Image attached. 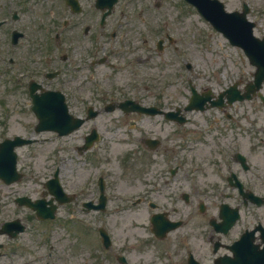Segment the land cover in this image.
<instances>
[{
	"label": "flooded vegetation",
	"instance_id": "obj_1",
	"mask_svg": "<svg viewBox=\"0 0 264 264\" xmlns=\"http://www.w3.org/2000/svg\"><path fill=\"white\" fill-rule=\"evenodd\" d=\"M78 2L83 8L80 12L65 6L59 32L54 30L56 20L46 16L54 7L48 0H0L2 113L16 109L32 92L45 91L62 92L75 115L92 113L86 107V98L99 96L103 88L115 89L116 76L122 72L128 76L129 98L166 110L162 102L151 101L158 95L151 92L148 84L151 48L150 32L145 30L149 31L150 13L112 11L103 20V13L94 8V0ZM169 41L168 45L172 46L174 42ZM58 45L63 46L62 53ZM240 62L241 68L235 74L236 70H229L228 66L223 70L228 71V80L234 79L244 88L256 69L246 59ZM34 87L36 91H32ZM207 89L203 87L201 92L206 93ZM221 92L214 94L213 100ZM175 93L181 90L175 89ZM252 102L251 107L211 108L222 115L209 113L197 120L196 131L201 135L192 140L193 172L181 171L179 164L166 170L167 159H178L180 154L177 146L168 145V140L160 138L162 129L158 120L166 123L164 115L132 114V122L128 124L129 143L136 146L137 156L150 160L145 162L142 196L137 201L149 212L147 222L152 241L159 243L168 255L174 253L178 264H188L190 254L202 264L205 258L209 264H216L221 257H225V264H264V102L259 97ZM212 118L208 128L203 126ZM86 123L77 130L76 139L84 143L97 129L102 140L97 125L83 130ZM115 125L105 128L114 136L122 127ZM77 199L75 196L73 202L61 205L55 220L40 221L32 211L24 216L22 219L27 224L32 220L38 222L30 245L22 237L26 232L15 239L0 234L5 238L0 242V264H87L82 262L84 257L80 258L83 253L77 243L79 217L86 210L84 201L75 202ZM181 207L186 210L204 207L205 222L180 218ZM156 214H164L171 222L179 223L163 240L151 234ZM168 228L164 222L159 227ZM59 229L63 230L62 234ZM70 234L75 237L73 242ZM170 239L179 240L171 245L167 243ZM71 246L73 252L68 249Z\"/></svg>",
	"mask_w": 264,
	"mask_h": 264
},
{
	"label": "rangeland",
	"instance_id": "obj_2",
	"mask_svg": "<svg viewBox=\"0 0 264 264\" xmlns=\"http://www.w3.org/2000/svg\"><path fill=\"white\" fill-rule=\"evenodd\" d=\"M53 1L55 4L62 5L61 0ZM222 1L225 3L227 11H236L241 10L244 0ZM245 1L252 9L249 17L256 20L259 28L264 30V0ZM138 4H143V9L149 11L151 16L152 56L149 64L152 73L150 79L151 81L155 79L152 84H155V88H157L169 83L171 79H168L173 76L175 71L181 67L183 69V76L180 78L183 86L179 83L177 87V89H181L182 94L175 95V98H178V103H185L188 96L186 76H190V74L185 68L187 62H191L197 72H200L199 83L203 85L216 83L215 77L211 82L203 78L207 75L213 76L214 70L218 67H220L218 76L221 80L226 75V71L222 70L225 66H228V69L236 70V72L239 70L238 67L241 68L239 51L229 45L228 41L192 7L182 5L183 3H180L179 0H138L134 5L129 6L125 2V8L118 9L129 10L133 7L131 10H134ZM55 9V13L62 10L57 7ZM165 32L179 39L177 44L184 50L181 54L182 59L174 58L172 53H168L167 50L162 56H156L153 40L157 36H164ZM125 75L126 73L116 76L120 84L126 82L127 78L125 77L127 76ZM175 98L168 96V99L172 101H175ZM111 100L115 99L103 98L102 104ZM22 102L26 103V100L23 99ZM114 115L116 113L111 116ZM108 117L101 115L95 121L97 124L101 122L106 124ZM34 120V116L29 115L25 109H19L9 117V129L0 127V138L6 133L24 135L33 133V127L30 125L35 122ZM28 124L29 126H27ZM165 128V135L172 136L175 133L174 128L169 126ZM38 138H41L38 144L21 149L22 158L19 168L26 176L16 184L9 186L0 181V220L23 216L25 209L15 205V198L20 195H28L33 198L40 196L44 182L53 175L57 168L60 172V179L66 188L73 190L81 187V191L86 192L88 199L98 197L97 182L100 176H104L111 184L108 197L110 196L113 202L110 201L107 211L102 215L101 223L96 222L94 214L85 216L83 223L86 227L82 229V234L80 233L81 240L77 241L83 253L80 258L84 257L85 259L82 262L97 264L95 259L97 256L101 264H113V261L109 260L110 251L107 252L102 245L98 247L95 242L96 238L100 244L97 232L99 227L109 230L114 239L113 251H125L132 260L130 264H169L170 261H176V258L164 253L158 247L159 245L154 246L148 243L143 206L136 208L132 207L130 203H124V205L120 202V200L126 202V199L120 196H136L143 186L138 177L139 163L135 159L127 158L130 146L123 139L112 143H108V140L105 139L97 152L80 156L73 150V146H76L77 142L73 143L70 137L58 138L53 134L43 133ZM187 167L189 168V166ZM84 186L85 188H83ZM91 230L94 233L90 232ZM62 233L63 230L59 229V234ZM32 236H34L33 230L24 234L25 243L30 245ZM178 240L172 242L170 239L167 243L174 245ZM68 249L71 252L74 251L72 246Z\"/></svg>",
	"mask_w": 264,
	"mask_h": 264
},
{
	"label": "water",
	"instance_id": "obj_3",
	"mask_svg": "<svg viewBox=\"0 0 264 264\" xmlns=\"http://www.w3.org/2000/svg\"><path fill=\"white\" fill-rule=\"evenodd\" d=\"M211 3L210 9L207 10V8L201 9V13L208 19L210 20L213 25L220 31H222L228 38H230L231 42L233 44H249V41H252V27L253 23H249L246 21L245 15L246 11L243 14L239 13H226L224 10L223 4L218 2L217 0L215 1H209ZM245 29H248L247 31H244ZM243 38V39H242ZM242 39V40H241ZM47 100V98H44ZM37 112L39 117L41 118V126L39 129H42L47 123L51 122L50 119V114L47 113L46 110L42 109V104L39 103L37 104ZM63 113L56 112L54 113V117H59L58 122L63 125V119L62 117ZM3 151H6L8 153V149H4ZM5 153V152H4ZM13 156H11L12 158ZM11 159L6 161L7 162V168H6V173L7 176H10L11 172L9 170V166L11 165ZM1 170V169H0ZM108 240H106V244Z\"/></svg>",
	"mask_w": 264,
	"mask_h": 264
}]
</instances>
